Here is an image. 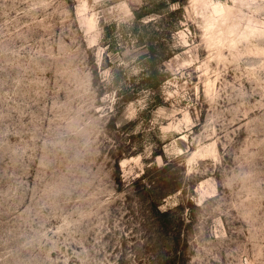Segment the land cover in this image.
Listing matches in <instances>:
<instances>
[{"label": "rangeland", "instance_id": "rangeland-1", "mask_svg": "<svg viewBox=\"0 0 264 264\" xmlns=\"http://www.w3.org/2000/svg\"><path fill=\"white\" fill-rule=\"evenodd\" d=\"M156 194L264 264V0H0V264H159Z\"/></svg>", "mask_w": 264, "mask_h": 264}, {"label": "trees", "instance_id": "trees-1", "mask_svg": "<svg viewBox=\"0 0 264 264\" xmlns=\"http://www.w3.org/2000/svg\"><path fill=\"white\" fill-rule=\"evenodd\" d=\"M137 40L143 41V36H138ZM146 45L148 55L150 57L155 56V46L150 42H147ZM161 80L163 78L157 74H148L142 78L138 85L139 87L144 86L155 90ZM166 164H164L163 168L166 167ZM158 200L159 195L156 194L150 202V214L147 217L150 225L154 227L153 236L150 238L151 240L154 239V241H149L153 243L151 249L155 255L152 256H155L159 264H184L185 243L181 236L184 218L182 215L176 216L173 207L160 209Z\"/></svg>", "mask_w": 264, "mask_h": 264}, {"label": "bare ground", "instance_id": "bare-ground-1", "mask_svg": "<svg viewBox=\"0 0 264 264\" xmlns=\"http://www.w3.org/2000/svg\"><path fill=\"white\" fill-rule=\"evenodd\" d=\"M218 2L220 1V0H217ZM224 1V0H223Z\"/></svg>", "mask_w": 264, "mask_h": 264}]
</instances>
